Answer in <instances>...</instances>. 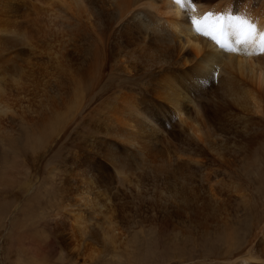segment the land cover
I'll list each match as a JSON object with an SVG mask.
<instances>
[{
    "label": "rangeland",
    "instance_id": "374dc122",
    "mask_svg": "<svg viewBox=\"0 0 264 264\" xmlns=\"http://www.w3.org/2000/svg\"><path fill=\"white\" fill-rule=\"evenodd\" d=\"M93 1L95 3V0ZM96 1L98 6L103 2L107 10H113L109 0ZM190 1L195 6L205 8H213V5L216 7L219 3L218 0ZM250 3L253 9H257L264 0H251ZM117 12L103 21H90L84 27L85 36H82L84 39L80 41L81 43H66L68 38L66 35L63 39L61 33L52 32L54 36L47 38L48 43L45 39L42 42V48L38 47L35 53H28L24 57L27 63L24 61L23 65L34 68L45 65L47 71L52 73L53 85L55 83L63 88V100L58 101L63 106L61 113L73 102H79L80 106L70 116H73L82 106L85 105V107L83 119L78 121L80 115L75 118L77 122L74 127L70 126L68 121L57 119L59 127L56 126L55 129L33 130L31 127L19 129L11 125L7 119H1L0 264H264V123L263 125L262 122L243 124L241 118H236L229 112L227 114L234 116V119L229 117L228 120L227 116V120L226 118L223 122L221 119L214 120L210 126L216 128L215 135L217 130L219 133L230 135L227 138L232 139L229 141L227 138H219L217 132L219 137L216 138L217 136L214 135L215 138L210 142L215 144L219 141V149L216 148L213 151V146L204 145L194 152L195 161L191 159L193 162L189 163L191 180L188 187L195 189V187L203 186L202 188L206 191L211 188L221 191V195H216L213 202L211 213L216 215L208 230L200 228L201 225L194 221L195 219L176 217L174 215L176 213L171 208L168 210L164 208L163 202L165 198H169L170 186L176 184L182 189L184 185L146 182L148 195L144 200H140L142 202L140 203L134 198L133 193L128 191L137 182L135 183L134 179L117 176L110 167L108 169L101 163L102 159L113 157L114 154H106L105 144H101L104 138L99 135L100 138L94 137V139L91 134L110 137L108 139L111 142V139L121 141L119 122H114V119L120 116L119 111L115 109V103L116 100L121 99V91L131 90L133 94L141 98L139 101H142L143 107L149 108L148 111L157 115L155 108L148 105L153 99L151 96H155L151 93L150 87L148 88L149 82L147 83L144 76L134 72H131V79H128L125 71L122 70L120 59L124 57V54L119 53V50L123 47L119 45L117 37L118 27L122 21ZM140 31L141 36L144 37L145 32L142 29ZM100 42H104L110 57L108 58L110 62L107 61L106 64L108 67L106 77L102 79L96 90L92 86L89 87L90 89L87 88L86 81L81 83L85 87L76 89V83L68 81L69 67L76 71L74 73L77 76L76 79H79L81 75L84 78L87 62L99 54ZM70 49L74 51L67 59ZM62 56L64 58L66 56L67 60H64ZM156 58L155 52L152 51L153 61ZM160 65L152 64V68ZM216 73L215 71L216 81H219L220 74ZM118 78L122 82L123 90L120 84L117 85ZM216 97V100H220L218 96ZM40 116L42 115L38 114V119ZM98 118H104V124L112 120L110 129L93 128L92 121ZM68 120L70 122L74 118L69 117ZM79 130L85 131L87 137L78 136ZM143 133L144 131L139 133L140 140L146 136ZM260 134L259 147H255L257 150L253 148L255 153L251 160L231 159V156H226L224 151L226 146L232 154L242 150L250 151L248 146L250 141L246 137L248 135L257 137ZM244 137L246 140L243 139ZM93 139L97 143L96 151L104 152L103 157L98 155V152H93L92 157L87 155L85 157V150L82 151L81 147H76V144H84L85 141L88 142L85 145L87 146L91 140L94 141ZM82 147L84 148L83 145ZM194 148L196 149V146ZM117 150L118 148L114 151ZM160 152H163V158L170 155L173 160H176L178 155V150L171 143L159 146L158 153ZM169 152H172L173 156ZM218 153L222 155H217ZM115 155L121 157L119 152ZM123 159L120 158V161L122 162ZM92 169L97 172L98 177H90V174H93ZM113 173L116 176L115 174L113 176ZM69 176L71 178H68ZM134 178L137 177L134 176ZM89 179L93 182L95 189L93 187L91 189ZM87 189H91L88 195ZM110 191L115 192V198L109 199ZM161 192H163L162 195ZM88 196L91 201L88 200ZM171 199L174 200L173 197ZM133 200L137 204H128ZM154 203L156 207L151 206ZM190 203L201 204V196L195 195L190 199ZM80 204H83V207H80ZM161 209L167 213H173L171 214L173 219L161 229L162 231H159L156 227L159 226L164 214ZM61 210L65 211L62 213ZM67 214L72 215V220L65 216ZM191 214L196 215V211L187 213V215ZM78 215L81 217V223L87 221L91 230L96 228L95 235L109 245L102 244L103 253L94 260L87 257L88 245L84 253L77 254L79 251L75 246L83 247L81 232L84 231L83 225L77 222ZM106 228L110 230L108 233ZM154 230L156 235L152 234ZM134 236H138L137 244H133ZM86 239L84 243L90 244L94 238ZM152 239L153 246L148 249ZM137 245L139 249L136 248ZM148 251L151 254H148Z\"/></svg>",
    "mask_w": 264,
    "mask_h": 264
},
{
    "label": "bare ground",
    "instance_id": "6f19581e",
    "mask_svg": "<svg viewBox=\"0 0 264 264\" xmlns=\"http://www.w3.org/2000/svg\"><path fill=\"white\" fill-rule=\"evenodd\" d=\"M109 1L113 10H107L103 2L98 6L96 0L95 3L93 0H0V122L4 118L19 129L31 127L33 130L40 128L44 130L59 127L58 120L68 121L70 126L74 127L77 122L75 118L80 115L78 121L83 119L85 105L73 116H70L79 108V102H73L68 109L61 113L63 106L58 101L63 100V88L55 83L53 85L52 73L47 71L45 65L37 68L23 65L24 57L28 53H33L38 47L42 48V42L45 39L48 43L47 38L54 36L52 32L61 33L63 39L67 36L66 43H81L80 41L84 39L82 36H85L84 27L90 21H103L118 11L117 15L122 21L117 33L119 45L121 48L123 47L119 53L124 54V57L120 59L122 70L125 71L128 79H131V72H134L144 76L147 83L149 82L148 88L150 87L151 93H154L155 96H151L153 97L151 100L148 97L150 100L148 105L153 106V109L155 108L157 115L148 111L149 108L143 107L142 101H139L141 98L133 94L131 90H123L122 82L118 78L119 81L116 80L118 81L117 85L120 84L123 91H121V99L116 100L115 103V109L119 111L120 116L117 114L119 117L115 118L114 122H119L121 141L111 139V142L108 139L110 137H103L102 134H91L93 138L99 137V135L104 138L101 144H105L106 154H114L113 157L102 159L101 163L108 169L111 168L117 176L134 179L135 183L137 182L128 191L133 193L134 198L140 203H142L140 200H144L148 195L146 182L180 183L184 185L182 189L178 188L176 184L170 186L169 198H165L163 202L164 208L167 210L171 208L176 213L174 214L176 217L195 219L194 221L201 225L200 228L203 227L208 230L216 215L211 213L214 206L213 202L216 195H221V191H217L216 188L206 191L202 188L203 186L195 187V189L189 188L188 184L191 180L189 163L195 161L194 152H197L204 145L213 146V149L210 147L213 151L216 148L219 149L217 139L215 144L210 142L219 133L216 130V135L214 134L216 128L210 126L212 121L221 119L223 122L225 118L227 120V116L229 120V117L234 115L236 118H241L243 124L262 122L263 125L264 123V46L261 43L264 40V3L259 4L260 8L257 6V9H253L251 0H218L219 3H216V7L213 5L212 8L209 5L211 9L195 6L191 4L190 0H184L183 3L179 4L176 0ZM207 12L215 14L213 20L220 15H224L225 19L228 16H234L254 26L253 41L250 44H238L235 42V37L229 34L225 38L226 43L221 45L211 37L196 32L189 17L195 16L200 19ZM140 29L145 32L144 37L141 36ZM98 50L99 54L87 62L84 78L81 75L79 79H76L77 76L74 74L76 71L69 67L70 77L68 81H74L76 89L85 87L81 83L86 81L87 88L92 86L96 90L102 79L106 77L108 72L106 64L107 61L110 62L108 59L110 57L104 42H100ZM73 51L70 49L67 59L70 58ZM152 51L157 56L154 61ZM65 58L64 60H67ZM152 64L161 65L152 68ZM215 71L218 75L220 74L219 81H216ZM213 92L214 94H211ZM216 96L220 100H216ZM229 112L232 115H228ZM38 114L43 117L40 116L38 119ZM69 117H73L74 120L69 122ZM111 125L112 120L104 124V118L95 119L91 124L93 128L106 130L110 129ZM143 131L146 136L140 140L139 133ZM84 132L79 130L78 136H85ZM220 134L222 133L220 132L218 134L220 137L217 136L216 138H227L228 136ZM260 137L261 134L257 137L251 135L246 137L250 141L248 145L250 151L244 152L242 150L232 154L229 153L226 146L224 150L226 156H231V159L251 160L255 150H257L255 147L259 145ZM91 141L87 146L85 145L88 142L85 141L84 144H76V147H81L82 151L85 150V157L86 155L92 157L93 152H98L97 154L103 157L104 152L102 150L101 152L96 151L97 143L95 140ZM109 142L111 143L107 144ZM168 143L173 144L178 150L176 160L170 158V155L163 158L162 153L166 150L158 153V147ZM63 145L66 146L67 144L63 143ZM116 148L118 150L114 151ZM172 150L174 151V149ZM117 152L121 153V157L115 155ZM171 153L169 152V154ZM174 153L176 154V152ZM120 158H124L122 162ZM92 172L90 177H98L96 171L92 169ZM99 180L102 181L100 178ZM89 183L92 185H90L91 189L94 188L90 179ZM90 190H86L87 195ZM114 193L110 191L109 199L116 197ZM160 194L162 195L163 192ZM197 194L201 196V204L192 205L190 199ZM88 200L91 201L89 196ZM130 203L137 204L134 200L128 204ZM79 206L83 207V204ZM151 206L156 207L157 205L154 203ZM161 210L164 214L159 226L156 227L159 231H162L161 229L173 219L171 218L173 213ZM193 210L196 211V215H187ZM62 213L60 214L62 215ZM69 215L65 216L72 220V215ZM78 216L77 222L81 223V217ZM81 224L84 227V231L81 232L83 247L75 246L79 251L77 254L84 253V249L88 245L87 253L89 255L87 257L94 260L95 257L103 253L102 244L109 245L95 235L96 228L93 229L94 231L91 230L87 221ZM106 229L108 233L110 230L109 228ZM114 233L112 234L114 235ZM152 234L156 235L155 230ZM92 237L94 239L90 241V244L84 243L86 238L91 239ZM137 238L138 236L132 238L133 244L139 242ZM152 243H154L153 239L148 249L153 246ZM138 247L139 245L136 246V248ZM149 253L150 251H148Z\"/></svg>",
    "mask_w": 264,
    "mask_h": 264
},
{
    "label": "snow or ice",
    "instance_id": "6c2138e0",
    "mask_svg": "<svg viewBox=\"0 0 264 264\" xmlns=\"http://www.w3.org/2000/svg\"><path fill=\"white\" fill-rule=\"evenodd\" d=\"M176 2L179 4L183 3L184 0H176ZM214 15L212 12H207L200 19L192 16L189 17V20L196 32L211 37L221 45L226 43L225 38L229 34L235 37V42L238 44H250L253 41L255 35L254 26L234 16H228L225 19L224 15H220L213 20ZM261 43L264 46V40Z\"/></svg>",
    "mask_w": 264,
    "mask_h": 264
}]
</instances>
